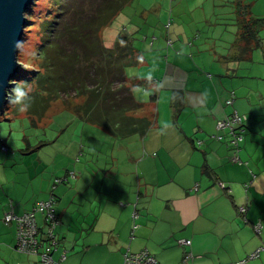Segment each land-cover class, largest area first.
Masks as SVG:
<instances>
[{
	"label": "crops",
	"instance_id": "obj_1",
	"mask_svg": "<svg viewBox=\"0 0 264 264\" xmlns=\"http://www.w3.org/2000/svg\"><path fill=\"white\" fill-rule=\"evenodd\" d=\"M168 44L166 55L159 51L161 44L149 54V46L135 47L142 60L137 67L147 68L145 77L130 76L126 69L128 81L143 83L130 85L141 107L129 115L152 119L151 127L122 138L108 129L121 124L120 117L99 109L91 115L94 125L109 132L115 143L112 161L121 202L113 208L109 191L105 199L98 196L108 189L110 169L97 166L94 174L91 165H84L79 172L71 171L76 167L70 154L63 174L68 180L55 187L54 177L61 169L55 157L40 152L38 161L46 160L50 166L41 173L50 171V178L37 183V168L35 173L11 172L4 183L0 179V253L19 254L16 225L3 222L5 213H27L54 192L61 224L53 256L60 264H124L128 250L143 249L162 264H264V249L251 257L264 246V51L257 50V57L255 51L253 64L226 62L231 53L223 55V61H217V56L210 62L224 71L212 74L192 55L197 47L188 49L181 41ZM230 98L233 104L227 105ZM234 111L249 118L238 153L241 164L232 162L231 136L217 130L218 121ZM120 140L129 141L127 147L117 146ZM84 149L89 146L81 147L83 157ZM119 150L127 152V160L115 157ZM72 172L75 178L69 177ZM99 176L105 177L100 186L96 184ZM97 207L101 215L94 220L90 210ZM241 208L246 212L241 213ZM39 222L43 226L42 215ZM257 224L262 225L260 234ZM183 239L192 245L182 246ZM29 257L18 264H40L39 257Z\"/></svg>",
	"mask_w": 264,
	"mask_h": 264
},
{
	"label": "rangeland",
	"instance_id": "obj_2",
	"mask_svg": "<svg viewBox=\"0 0 264 264\" xmlns=\"http://www.w3.org/2000/svg\"><path fill=\"white\" fill-rule=\"evenodd\" d=\"M242 1L244 4L251 5L254 16L264 18V0ZM56 2V0H34L30 10L26 13L27 22L18 56L20 63L18 74L22 75V78L18 83L27 88L30 107L20 112L18 106L9 105L8 109L0 114V179L4 183L13 174L11 172L23 173V170H31V173H35L37 168H40L37 183H40L44 178H50L52 175L50 171L41 173V170L50 167L46 160H44L45 163L38 161L41 152L46 157L56 158V164L61 169L54 177V181H56V178H63L67 173L68 166L66 165L69 163L68 157L71 154L75 158L74 161H71V165L74 164L76 167V169H69L71 171L79 172L78 169L83 170L84 165H91L94 174L98 171L97 166L110 169L107 178L108 189L106 187V190L102 189L98 196L105 199L104 193L109 191L107 196L112 207L115 208V203L121 201L117 197L120 194L116 192L115 186L119 177H115L114 173L116 168H113L112 157L116 148L114 149L115 143L109 137L110 133L103 131L100 126L94 125L92 117L90 119L84 117L83 110L80 114L75 110L84 104L85 99L77 97L74 92L68 97L52 94L51 98L44 88L51 86L49 80L55 81L57 78V74L54 72L57 70L56 66L52 65L54 61L49 57L46 58L45 51L41 50L43 42L48 38L43 31V27L46 25L43 22L51 17L55 13V9L60 6ZM89 2L90 0H61L63 9L66 3L74 8L81 4H89ZM234 2L235 0H134L106 28L103 40L106 48H113V50L118 42L121 46H126L125 48L131 45L130 41L136 48L146 45V48L149 46L146 54L157 50L158 44H161L159 51L164 55L171 48L168 46L169 40L171 43L172 41L175 43L185 42L188 49L193 46L197 47V53L193 54L192 52V55L201 62L202 66L210 67L208 70L201 67L202 69L208 73L222 74L223 68L213 64L210 60L218 56L216 60L223 61L224 59L221 60L223 55L234 52L231 46L238 42ZM68 12L63 16L72 20L73 12L70 11L69 14ZM261 35L264 37V31ZM124 36L129 38L128 42L120 40V37ZM243 42L245 41L243 40ZM67 45L69 46V44ZM70 47L68 48L69 52L72 51V47ZM122 53L127 54L128 57L126 56L124 59L127 61L132 51L128 48L124 49ZM257 56L259 55L256 51ZM131 61L133 60L131 59ZM253 62L247 63L253 64ZM126 69L130 76L145 77L148 72L146 67L131 66L130 69ZM23 78H29L30 81L22 80ZM131 83L129 80L127 85H131ZM138 88L145 94L143 86ZM42 97L49 100L48 104H42L45 102ZM109 138L110 140H108ZM128 142L120 140L117 142V146L120 144L127 147ZM43 144L47 145L35 150ZM86 145L89 146V149H84L85 157H83L80 149ZM3 148H6L7 151ZM118 154L115 156L116 158L119 157L121 161L127 160V152L121 153L119 150ZM79 159L82 164H79ZM4 161H8V164L2 165ZM104 179L105 177H97L96 184L100 186ZM46 185L48 186L49 182ZM51 185L53 187V180ZM90 215L95 220L101 215V210L99 207L96 211L90 210ZM18 253L13 256L0 253V264H18V262H22L23 258L25 260L30 258L29 255Z\"/></svg>",
	"mask_w": 264,
	"mask_h": 264
},
{
	"label": "trees",
	"instance_id": "obj_3",
	"mask_svg": "<svg viewBox=\"0 0 264 264\" xmlns=\"http://www.w3.org/2000/svg\"><path fill=\"white\" fill-rule=\"evenodd\" d=\"M56 1L60 6L55 9V13L51 17L43 22L46 24L43 31L48 38L43 42L41 48L42 51H45L46 58L49 57L54 61L52 65L57 69L54 71L57 74L55 81L49 80L51 86L44 87L49 97L52 98V94L68 97L74 92L77 97L85 99L84 104L75 110L79 114L83 110L84 117L89 119L96 109L102 110L109 116L115 114L116 117H120L121 124L108 128L115 136L129 137L151 127L154 123L152 119L136 120L129 115L141 107V104L135 101L132 87L143 83L135 81L131 87L127 85L126 75V68L136 67L142 63L137 50H135L132 41L129 42L131 45L127 48L118 42L114 50L113 48L107 49L103 40L106 28L134 0H90L89 4H81L74 8L66 3L64 9L61 0ZM234 4L236 5L238 42L232 46L234 52L226 56L225 60L228 63L253 62L255 51L259 49L264 51V37L261 35L264 31V18L254 16L251 5L244 4L242 0H235ZM70 11L74 15L72 20L63 16L67 12L71 13ZM120 40L128 42L129 38L124 36L120 37ZM70 46L72 47L71 52L68 51ZM128 48L132 54L127 61H124L127 54L122 52ZM21 78L22 75L17 74L15 84H18ZM22 80L30 81L29 78ZM176 95L179 97V94ZM42 98L45 100L42 104H48L49 100ZM9 105L8 102L5 111ZM175 106L180 105L175 103ZM46 145H40L35 150ZM57 185L55 181V187ZM227 193L230 195L229 190ZM51 197H54L57 203L54 192L51 193L49 199ZM41 215L40 213L36 214L39 225V216ZM42 221L44 226L43 215Z\"/></svg>",
	"mask_w": 264,
	"mask_h": 264
},
{
	"label": "built area",
	"instance_id": "obj_4",
	"mask_svg": "<svg viewBox=\"0 0 264 264\" xmlns=\"http://www.w3.org/2000/svg\"><path fill=\"white\" fill-rule=\"evenodd\" d=\"M233 99L230 98L227 101V105H232ZM249 118L246 115H241L239 112L234 111L229 117L223 118L217 123V130L219 133L224 131L228 132L231 136L230 145L233 147L234 156L232 162L241 164L239 158L240 144L244 140L245 125ZM219 138V136H214ZM6 151V148H3ZM69 177L75 178L74 172L69 174ZM68 178L57 179L56 184H60L67 181ZM223 189H226L224 184H221ZM55 198L51 197L48 200L40 201L32 208L30 212L23 215H17L13 210L5 213L4 222L9 224H15L16 231V247L15 249L23 254L29 256L39 257L40 264H60L54 258V250L58 245V239L56 230L60 226L59 213L56 208ZM245 208H241L240 212L244 213ZM42 214L44 216V226H40L36 217V214ZM137 215V214H136ZM135 216V218H137ZM262 225L255 226L257 233H261ZM182 246H190L192 242L190 240H180ZM264 249H259L252 254L251 257H257L259 253ZM66 259V254L62 257V260ZM124 264H162L148 249H143L139 252H132L128 250L124 255Z\"/></svg>",
	"mask_w": 264,
	"mask_h": 264
},
{
	"label": "water",
	"instance_id": "obj_5",
	"mask_svg": "<svg viewBox=\"0 0 264 264\" xmlns=\"http://www.w3.org/2000/svg\"><path fill=\"white\" fill-rule=\"evenodd\" d=\"M34 0H0V114L5 112L8 90L19 71V47L26 26V13Z\"/></svg>",
	"mask_w": 264,
	"mask_h": 264
},
{
	"label": "clouds",
	"instance_id": "obj_6",
	"mask_svg": "<svg viewBox=\"0 0 264 264\" xmlns=\"http://www.w3.org/2000/svg\"><path fill=\"white\" fill-rule=\"evenodd\" d=\"M6 98L10 105L18 106L20 112H23L26 108L30 107L27 88L20 83L14 85V87H11L8 90Z\"/></svg>",
	"mask_w": 264,
	"mask_h": 264
}]
</instances>
